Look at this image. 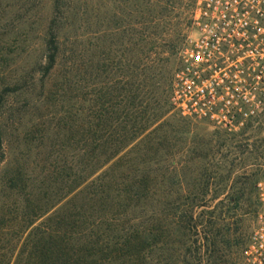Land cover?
Instances as JSON below:
<instances>
[{"label": "rangeland", "instance_id": "rangeland-1", "mask_svg": "<svg viewBox=\"0 0 264 264\" xmlns=\"http://www.w3.org/2000/svg\"><path fill=\"white\" fill-rule=\"evenodd\" d=\"M195 4L196 0H0V129L6 156L0 164V223L23 222L24 194L9 188L5 180L10 173L20 169L35 176L36 185L30 187L35 188L60 158L80 169L83 140L80 134L71 138V127L91 119L95 104L104 115L102 126L111 98L115 105L122 100L114 111L125 109L130 118L133 83L147 80L153 71L159 94L166 99L182 52L196 36ZM53 28L61 48H78L83 64L78 93L58 102V94L51 91L60 76L42 82L39 71ZM165 108L168 111L148 131L147 143L137 139L129 150L137 161L148 160L151 175L162 179L158 186L167 192L163 206H193V219L187 221L181 213L173 218L165 209L162 245L150 246L144 259L116 258L112 264H244L243 248L257 207L254 185L264 173V112L252 127L228 131ZM121 121L112 125L119 128ZM57 186L63 189L57 192ZM65 186L53 184V203L64 196ZM178 192L186 198L175 200ZM58 202L56 209L66 199ZM153 217L151 212L145 215V227ZM185 226L193 227L188 231ZM16 230H3L0 254L5 253L1 247L14 244L15 254L22 246Z\"/></svg>", "mask_w": 264, "mask_h": 264}, {"label": "trees", "instance_id": "trees-1", "mask_svg": "<svg viewBox=\"0 0 264 264\" xmlns=\"http://www.w3.org/2000/svg\"><path fill=\"white\" fill-rule=\"evenodd\" d=\"M47 36L45 62L40 64L39 71L43 74L42 82L55 75L60 76L54 84L55 90L51 91V94H58L55 98L58 102L64 95L78 93L83 64L78 48H61L58 32L54 28ZM63 52L66 61L62 64L60 55ZM155 76L153 71L147 80L137 78L134 81V91L128 103L133 110L130 118L125 109L122 113L114 111L122 100L115 105L111 98L105 126L101 123L104 115L95 104L91 119L84 120L81 126L71 127V138L80 134L83 140L78 171L73 166L75 163H61L60 158L55 164L50 162L55 166L52 173L35 188L30 187H34L38 179L20 169L6 177L10 189H22L24 194V206L20 212L23 222L0 223V235L5 233V229H17L14 235L22 240V246L15 254L14 244L1 247L5 253L0 254V264H112L116 258L144 259L150 246L162 245L163 217L167 218L163 211L169 210L163 206L167 192L158 186L162 184V179L151 175L152 167L148 160H140L139 164L140 161L129 150L137 139L149 140L148 131L168 111L166 106L174 108L170 101L172 82L163 100ZM147 86L150 93L145 91ZM18 90L21 88L12 91ZM121 118L119 128L112 125L113 121ZM252 123L249 122L242 130L252 127ZM4 142V132L0 129V164L6 157ZM47 146L54 149L57 144ZM59 146L58 151H61L62 145ZM123 152L127 157H123ZM63 182L67 190L58 201L66 199V202L56 209L59 202L53 203V184ZM56 188L57 192L63 189ZM254 189L256 192V182ZM178 193L175 200L186 198L184 193ZM79 199L81 204L77 202ZM169 211L173 218L181 213L180 217H186L187 221L194 216L193 206L190 205L174 206ZM148 212L155 220L153 217L154 222L145 227L144 218ZM189 226H185L188 231L193 227ZM4 240L0 237V241ZM12 243H15L14 240Z\"/></svg>", "mask_w": 264, "mask_h": 264}, {"label": "built area", "instance_id": "built-area-1", "mask_svg": "<svg viewBox=\"0 0 264 264\" xmlns=\"http://www.w3.org/2000/svg\"><path fill=\"white\" fill-rule=\"evenodd\" d=\"M196 36L184 48L170 101L182 116L228 131L264 112V0H196ZM243 248L244 264H264V173Z\"/></svg>", "mask_w": 264, "mask_h": 264}]
</instances>
